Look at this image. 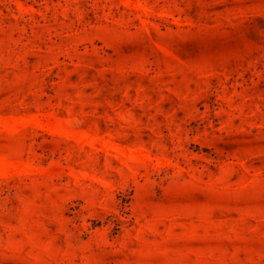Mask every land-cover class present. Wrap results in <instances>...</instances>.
Wrapping results in <instances>:
<instances>
[{"label":"rangeland","instance_id":"374dc122","mask_svg":"<svg viewBox=\"0 0 264 264\" xmlns=\"http://www.w3.org/2000/svg\"><path fill=\"white\" fill-rule=\"evenodd\" d=\"M0 264H264V0H0Z\"/></svg>","mask_w":264,"mask_h":264}]
</instances>
